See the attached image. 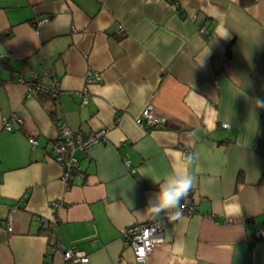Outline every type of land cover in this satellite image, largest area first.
<instances>
[{"label": "crops", "instance_id": "0c3cea01", "mask_svg": "<svg viewBox=\"0 0 264 264\" xmlns=\"http://www.w3.org/2000/svg\"><path fill=\"white\" fill-rule=\"evenodd\" d=\"M3 54L0 264H67L47 256L53 241L75 244L86 264H138L121 230L148 218L152 178L187 148L199 154L195 214L166 226L145 264H264V240L250 237L264 224V0H0ZM41 65L56 73V99L12 81ZM87 69L101 80L80 104ZM145 106L171 125L145 132L135 121ZM12 112L23 124L7 131ZM58 120L107 130L75 152L84 176L69 186L48 157ZM41 218L56 222L51 234Z\"/></svg>", "mask_w": 264, "mask_h": 264}, {"label": "built area", "instance_id": "2783aa9c", "mask_svg": "<svg viewBox=\"0 0 264 264\" xmlns=\"http://www.w3.org/2000/svg\"><path fill=\"white\" fill-rule=\"evenodd\" d=\"M44 20L37 21L41 24ZM118 32L122 33L124 28L121 24L117 25ZM197 30L202 36L207 37L208 31L204 24H200ZM4 55H0V62ZM44 78H48L49 82H45ZM101 80V72L95 69H87L85 74V85L79 91L80 104H85L89 97L90 92L88 86L92 83ZM13 82H18L26 87V95L31 96L35 93L46 95L52 99H56L60 93L59 82L56 73L52 69H48L41 65L40 70H30L25 75H17L12 78ZM1 82V74H0ZM136 124L139 125L145 132H150L155 128L163 127L166 125L167 120L154 112L151 107L145 106L139 114L135 117ZM23 124V119L16 113L12 112L8 116L2 118V127L7 131H12L16 126ZM56 138L50 144L49 158L54 160L61 167V180L66 186L71 183L72 176L76 173L84 176L79 171V161L75 156L77 150H85L92 145L107 141V130L100 128L89 132H82L80 130L72 129L65 122L56 121ZM221 128H228L227 123L221 122ZM28 141L32 146H35L37 141L34 137L28 136ZM192 151L190 148L183 149L182 155ZM125 165L129 168L130 172H135V168L130 165V161L125 158ZM58 205L57 202L53 206ZM183 216H193L196 211V202L194 194L190 191L189 195L181 201ZM178 219L173 218L171 215L161 213L159 217L153 216L149 213L145 221L134 222L126 225L121 230V239L126 247L131 248L133 256L138 264H145L147 258L152 253L156 245L164 241V230L166 226L176 222ZM41 224L55 230L56 222H48L44 218L40 219ZM7 230H12L10 222H8ZM251 239L264 240V224L252 231ZM59 254L62 261L67 264H86L89 261V255L79 249L75 244L69 247H64L61 243L53 241L49 246L47 256L51 254Z\"/></svg>", "mask_w": 264, "mask_h": 264}, {"label": "clouds", "instance_id": "9594fccd", "mask_svg": "<svg viewBox=\"0 0 264 264\" xmlns=\"http://www.w3.org/2000/svg\"><path fill=\"white\" fill-rule=\"evenodd\" d=\"M226 35V34H225ZM256 107L264 108V100L257 99ZM195 137V133L192 134ZM199 154L196 152H188L182 155L181 162L178 163L176 169L165 177L155 176L153 181L159 184V190L149 201L147 212L155 217H159L161 213L171 215L175 219L183 217L181 201L184 200L196 184V175L190 169L195 168L199 171ZM231 214L240 213V207L233 204Z\"/></svg>", "mask_w": 264, "mask_h": 264}, {"label": "trees", "instance_id": "16d2710c", "mask_svg": "<svg viewBox=\"0 0 264 264\" xmlns=\"http://www.w3.org/2000/svg\"><path fill=\"white\" fill-rule=\"evenodd\" d=\"M249 1H251V0H241V3H246V2H249ZM7 34H5V36H6ZM3 37H4V35H3ZM45 96V95H44ZM47 231L51 234L52 233V230H50V228H47Z\"/></svg>", "mask_w": 264, "mask_h": 264}, {"label": "water", "instance_id": "95a60500", "mask_svg": "<svg viewBox=\"0 0 264 264\" xmlns=\"http://www.w3.org/2000/svg\"><path fill=\"white\" fill-rule=\"evenodd\" d=\"M166 125H169L170 126L171 124L169 122H166Z\"/></svg>", "mask_w": 264, "mask_h": 264}]
</instances>
